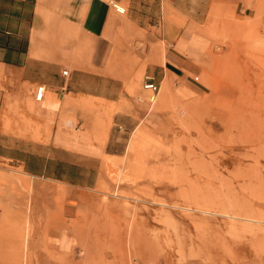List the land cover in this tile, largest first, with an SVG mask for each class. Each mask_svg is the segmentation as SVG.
Masks as SVG:
<instances>
[{"label":"rangeland","instance_id":"374dc122","mask_svg":"<svg viewBox=\"0 0 264 264\" xmlns=\"http://www.w3.org/2000/svg\"><path fill=\"white\" fill-rule=\"evenodd\" d=\"M243 1L241 12L218 0L190 7L188 30L207 41L213 61L189 79L204 95L166 109L154 99L151 111L167 116L161 126L139 128L113 149L125 157L106 162L109 180L124 190L102 184L72 192L41 180L29 191L11 181V194L0 200L15 220L0 234V264H25L52 228L76 241L67 264H264V0ZM116 4L123 17L156 24L159 33L161 0ZM134 82L128 93L148 102L150 92L138 96ZM8 169L13 176L16 169Z\"/></svg>","mask_w":264,"mask_h":264},{"label":"crops","instance_id":"0c3cea01","mask_svg":"<svg viewBox=\"0 0 264 264\" xmlns=\"http://www.w3.org/2000/svg\"><path fill=\"white\" fill-rule=\"evenodd\" d=\"M123 1L0 0V197L11 194L13 183L30 191L41 180L72 192H97L102 184L104 191L124 190L107 176L106 162L125 157L113 149L129 144L139 128L155 131L167 117L128 93L131 77L140 74L134 93L145 97V78L153 79L161 109L204 95L189 79L213 65L210 46L188 30L195 16L190 7L195 3L199 10L204 0H161L159 33L152 31L156 24L142 27L116 13L111 3ZM218 2L236 3L235 12H241L244 1ZM40 86L45 92L36 102ZM128 123L129 132H121ZM2 166L16 169L14 175ZM10 209L0 200L7 216L0 220V234L14 224ZM75 251L70 232L52 228L43 243L27 251L25 264H67Z\"/></svg>","mask_w":264,"mask_h":264},{"label":"built area","instance_id":"2783aa9c","mask_svg":"<svg viewBox=\"0 0 264 264\" xmlns=\"http://www.w3.org/2000/svg\"><path fill=\"white\" fill-rule=\"evenodd\" d=\"M112 7H113V9L115 10L116 13H118L120 15L124 14V10H120L115 5H112ZM62 75L66 76L67 72L66 71L62 72ZM194 81L197 82L198 78L195 77ZM143 89L148 91V92H150V96L148 98V103L152 104L154 102V99L156 98V95H157L158 91H159V86L153 81L152 78H145V83L143 85ZM44 92H45V89H44L43 86L37 87L35 89L34 99H35L36 102H41V100H42V98L44 96Z\"/></svg>","mask_w":264,"mask_h":264},{"label":"bare ground","instance_id":"6f19581e","mask_svg":"<svg viewBox=\"0 0 264 264\" xmlns=\"http://www.w3.org/2000/svg\"><path fill=\"white\" fill-rule=\"evenodd\" d=\"M111 4L117 6L120 10H124L123 8H121L120 6H118V5H117L116 3H114V2H112ZM124 12H125V10H124Z\"/></svg>","mask_w":264,"mask_h":264}]
</instances>
